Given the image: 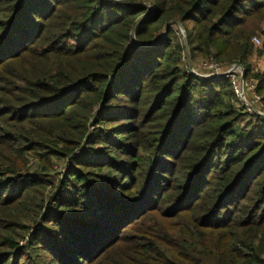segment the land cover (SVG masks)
<instances>
[{"label": "trees", "instance_id": "16d2710c", "mask_svg": "<svg viewBox=\"0 0 264 264\" xmlns=\"http://www.w3.org/2000/svg\"><path fill=\"white\" fill-rule=\"evenodd\" d=\"M261 23L264 0H0V264H264V118L185 63L239 64L264 112Z\"/></svg>", "mask_w": 264, "mask_h": 264}, {"label": "built area", "instance_id": "2783aa9c", "mask_svg": "<svg viewBox=\"0 0 264 264\" xmlns=\"http://www.w3.org/2000/svg\"><path fill=\"white\" fill-rule=\"evenodd\" d=\"M252 41L258 44L255 37L252 38ZM188 73L201 78L212 76L215 79H227L243 110L249 116L262 118L264 115L261 97L256 93V82L253 79H245L244 69L239 64H233L226 68L213 58H209L198 65L196 69L188 68Z\"/></svg>", "mask_w": 264, "mask_h": 264}, {"label": "rangeland", "instance_id": "374dc122", "mask_svg": "<svg viewBox=\"0 0 264 264\" xmlns=\"http://www.w3.org/2000/svg\"><path fill=\"white\" fill-rule=\"evenodd\" d=\"M260 30L264 31V23L259 24ZM178 35L183 38L184 33L178 29ZM256 38L258 44L253 43L254 45V54L253 56L248 60L249 65L251 66L253 74H264V36L260 35V33H256L252 38ZM186 56V52H185ZM187 59L190 60L189 54L186 56L185 63L187 67ZM207 61L206 58L198 57L194 63L191 62L192 68H197L198 65H200L202 62ZM188 70V67H187ZM254 80V79H253ZM255 82L256 79L254 80ZM36 162V159L30 160V165L34 164ZM32 264V263H31Z\"/></svg>", "mask_w": 264, "mask_h": 264}, {"label": "water", "instance_id": "95a60500", "mask_svg": "<svg viewBox=\"0 0 264 264\" xmlns=\"http://www.w3.org/2000/svg\"><path fill=\"white\" fill-rule=\"evenodd\" d=\"M140 21H141V19L137 22L136 26L139 24ZM174 23L176 24V26L178 27V29L181 30V31L184 33L183 38H185V30H184L182 24H181L180 22H174ZM136 26L134 27V29H133V31H132V34H131V36H132V40H134V41H135V29H136ZM165 36H166V26L164 27V30H163V32H162L161 39L165 38ZM157 42H158V41H156L155 43H151V44H140V43H138V42L135 41V43H136L138 46L143 47V48L150 47V46L156 44ZM185 48H186V49H185L186 56H188V48H187L186 45H185ZM187 67H188L189 69L192 68V65H191V62L189 61V59H187ZM206 78L211 79V80L215 79V78L212 77V76H208V77H206ZM262 118H264V115L262 116Z\"/></svg>", "mask_w": 264, "mask_h": 264}]
</instances>
